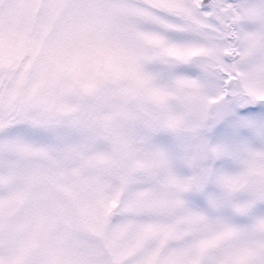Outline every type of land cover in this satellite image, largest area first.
<instances>
[{
  "label": "snow or ice",
  "instance_id": "obj_1",
  "mask_svg": "<svg viewBox=\"0 0 264 264\" xmlns=\"http://www.w3.org/2000/svg\"><path fill=\"white\" fill-rule=\"evenodd\" d=\"M0 264H264V0H0Z\"/></svg>",
  "mask_w": 264,
  "mask_h": 264
}]
</instances>
